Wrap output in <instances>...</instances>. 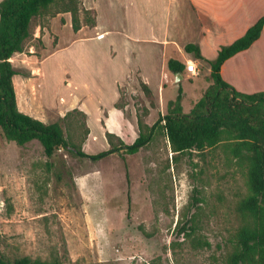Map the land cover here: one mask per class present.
Here are the masks:
<instances>
[{
	"label": "rangeland",
	"instance_id": "1",
	"mask_svg": "<svg viewBox=\"0 0 264 264\" xmlns=\"http://www.w3.org/2000/svg\"><path fill=\"white\" fill-rule=\"evenodd\" d=\"M158 3L81 0L82 21L83 9H90L97 27L88 25L76 33L70 23L62 25V17L61 25L47 31L46 44L43 28L63 13L58 12L60 3L31 19L30 36L24 43L26 55L23 62L18 60L17 70L30 74L24 65L30 57L25 56L40 55L44 47L43 54L55 50L44 59L45 77L39 82L45 100L59 112H48L47 123L60 120L68 141L88 154L111 145L128 146L140 132L151 131L152 136L135 153L117 148L93 161L77 155L72 147L58 148L47 157L38 140L19 145L7 140L0 128L3 257L57 259L60 264H224L233 250V235L240 223L234 209L246 191L244 169L220 147L204 154H176L160 125L151 130L167 113L179 87L182 111L191 110L212 83L209 60L216 57L205 50L196 59L182 49L168 51L157 63L154 46L145 39L161 34L164 13ZM100 30L121 34L103 38L104 33L96 35ZM262 37L253 46V73L256 69L264 73ZM169 57L184 65L193 60L197 75L185 68L176 81L175 72L166 66ZM248 62L244 65L250 66ZM137 67L142 78L135 72ZM127 74L132 79L119 87L113 110L100 121L95 111L98 101L106 103L115 82ZM141 81L150 94L142 90ZM257 81L253 80V87L264 80ZM86 101L91 108V135L86 133ZM190 220L195 228L192 236L178 234L177 229ZM192 237L200 241L198 246ZM204 241L209 245H203Z\"/></svg>",
	"mask_w": 264,
	"mask_h": 264
},
{
	"label": "trees",
	"instance_id": "2",
	"mask_svg": "<svg viewBox=\"0 0 264 264\" xmlns=\"http://www.w3.org/2000/svg\"><path fill=\"white\" fill-rule=\"evenodd\" d=\"M56 3H60L61 10L58 12L70 13L74 32L82 27L83 22L91 26L95 24V16L90 9H83L82 21L81 0L0 1V128L4 137L19 145L36 139L47 157H52L58 148L69 150L71 147L77 155L93 161L115 152L117 148H126L128 153H135L151 139V131L147 134L140 132L128 146L111 145L107 150L88 154L68 141L60 120L45 123L18 110L12 76L19 71L9 59L14 53L25 52L24 43L30 36L31 19ZM263 27L264 14L242 36L220 47L216 57L209 60L212 83L188 113L182 111V89L179 87L175 99L169 101L167 113L160 116L151 127L153 130L157 125L161 126L172 152L176 154L193 151L204 154L220 147L226 156L244 169L246 191L234 209L240 223L233 235L234 248L226 256L224 264H264V90L240 92L221 75L223 62L247 49L260 37ZM184 50L193 53L196 59L202 58L197 44L187 43ZM166 66L175 73L185 69L184 63L175 58H168ZM20 73L30 75L27 72ZM140 86L145 93L150 94V88L145 83L140 82ZM125 177L128 180L127 172ZM193 224L190 220L185 226L179 227L177 233L192 236L195 231ZM191 240L197 242L194 246H198V239L192 237ZM194 241L193 244H196ZM202 244L209 245L207 241ZM0 264L60 262L57 259L43 260L30 256L9 260L0 255Z\"/></svg>",
	"mask_w": 264,
	"mask_h": 264
},
{
	"label": "crops",
	"instance_id": "3",
	"mask_svg": "<svg viewBox=\"0 0 264 264\" xmlns=\"http://www.w3.org/2000/svg\"><path fill=\"white\" fill-rule=\"evenodd\" d=\"M159 3L161 13H164L163 22L162 20L160 22L162 26L161 34L145 39L149 44L154 46L153 59L157 63L161 61L163 56H166L168 51L182 50L187 43L197 44L201 54H204L205 50H210L211 55L216 56L221 46L230 44L242 36L247 28L264 14V0H159ZM157 9L158 7H155V10ZM62 17L65 20L62 25L71 24L69 12H63L58 16L52 17L49 26L43 28L42 40L44 44H46L44 38L48 39L47 31H54V26L60 24ZM97 25L96 19L95 27H93L96 28ZM86 26L88 25H84L83 23L76 33H80ZM103 33L105 34L102 36L103 38L110 34H121L113 30H100L96 35ZM96 35L91 36V38H95ZM262 35L264 36V27L260 37L255 42L247 49L225 60L221 65L222 78L240 92L253 93L264 90V81H262L264 80V73L261 74L259 69H256V73H253L252 62L253 46L258 40L263 38ZM87 37L89 36L83 38L87 39ZM124 38L129 40V36L124 35ZM135 39H138V37H135ZM44 50L45 47L42 48L40 55L32 54L25 56L27 58L30 57V62L24 64L30 71V75L24 76L19 72L12 76V82L18 110L47 123L48 112H52L53 114H58L59 112L54 108V104L45 100L42 89H39V82L45 77L42 69V65L45 62L44 59L55 51H47L46 54H43ZM24 54V52H17L10 57L9 60L14 68L17 69L18 63L20 64L18 60H22L21 62H23ZM246 60H249L250 66L244 65ZM137 71H139L142 78L141 68L137 67L135 72ZM132 77L133 75L129 76L127 74L121 81L115 82L114 93L111 94L106 103L101 100L98 101V108L95 111L100 121L105 118V113L113 110L114 104L120 96L119 87L126 84ZM253 80H258L256 83L262 81L263 86L256 85L253 87ZM141 82L145 83L144 81ZM84 106L87 111L86 122L89 127V135H91V108L88 101L84 103ZM103 130L101 126L99 129L100 134L103 133Z\"/></svg>",
	"mask_w": 264,
	"mask_h": 264
},
{
	"label": "built area",
	"instance_id": "4",
	"mask_svg": "<svg viewBox=\"0 0 264 264\" xmlns=\"http://www.w3.org/2000/svg\"><path fill=\"white\" fill-rule=\"evenodd\" d=\"M186 70L194 75H197V67H196V64L193 60H187L186 63Z\"/></svg>",
	"mask_w": 264,
	"mask_h": 264
},
{
	"label": "water",
	"instance_id": "5",
	"mask_svg": "<svg viewBox=\"0 0 264 264\" xmlns=\"http://www.w3.org/2000/svg\"><path fill=\"white\" fill-rule=\"evenodd\" d=\"M181 78V72L175 73V80H179Z\"/></svg>",
	"mask_w": 264,
	"mask_h": 264
}]
</instances>
